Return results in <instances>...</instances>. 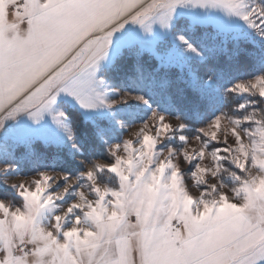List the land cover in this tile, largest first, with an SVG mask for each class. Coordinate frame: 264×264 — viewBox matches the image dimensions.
I'll return each instance as SVG.
<instances>
[{
    "label": "snow or ice",
    "instance_id": "1",
    "mask_svg": "<svg viewBox=\"0 0 264 264\" xmlns=\"http://www.w3.org/2000/svg\"><path fill=\"white\" fill-rule=\"evenodd\" d=\"M180 2L0 0V124L20 112L40 119L60 91L94 107L92 78L113 32L129 20L150 29L152 17L167 27ZM204 2L264 25L256 23L264 7ZM230 91L264 98V74ZM184 126L153 112L134 138L110 146L111 160L86 167V183L49 172L18 182L21 206L0 199V264H264V109L222 113L201 135H179L182 148L169 147L166 156L157 150ZM184 166H191L195 195ZM106 172L116 184L102 182ZM226 175L231 196L222 191ZM61 178L63 187L51 191ZM69 195L66 206L57 205Z\"/></svg>",
    "mask_w": 264,
    "mask_h": 264
},
{
    "label": "rangeland",
    "instance_id": "2",
    "mask_svg": "<svg viewBox=\"0 0 264 264\" xmlns=\"http://www.w3.org/2000/svg\"><path fill=\"white\" fill-rule=\"evenodd\" d=\"M147 2L151 3L152 0H147ZM244 2L249 9L253 6L264 7V0H244ZM3 15L4 4L0 3V21L3 20ZM178 17H186L190 20V23H211L223 30H231L236 33H239L241 29L244 32L251 31L250 33L256 37L264 39V35L261 34L264 33V25L257 29L241 16L232 13L228 14L224 10L222 11L220 7H213L204 2V0L199 2L198 0H181L180 3L175 5L167 27L163 26L156 17H152L150 21L146 22V24H151L150 29L129 20L122 28L113 32L104 57L98 61L95 67L91 91L94 107H85L75 95L60 91L56 94V100L47 110V124L45 126L32 127L29 132L25 130L17 132L14 127L7 132H1L0 130V193L6 188L17 197V200H12L5 196L6 194L0 196V199L9 202L14 207L21 206L22 197L14 185L21 181L28 182L38 176L40 172L64 173L70 178H79L78 185L86 183V179L81 176L86 167L96 160H111L110 146L117 143L122 144L125 139L134 138L137 129L150 119L153 112L163 114L173 124L181 121L185 125L184 128L174 129L168 136L161 138L160 143L157 145V150L162 151L165 156L169 147L178 150L184 146L183 142L179 140V135H185L189 138L201 135L199 129L206 127L220 114L198 125L196 133L190 132L179 117L161 108L158 96L153 94L150 89L145 88L143 76L140 73H130L129 77H124L125 79H117L115 77L117 80L110 78L105 73L106 68L126 49L134 50L136 53L149 52L157 56L161 61L171 63L179 62L180 57L183 60L188 58L203 59L206 52L194 45V42L180 27L181 23L177 27L178 30L176 32L173 31V26ZM9 19H16L14 9L9 13ZM260 19H264V17L257 18V24H259ZM166 38L168 39L163 42L166 50L161 53L157 49V44ZM169 44L170 46H168ZM189 44L192 46L191 48L188 47ZM260 74H264V72L247 79L237 80L228 88L231 90L238 81L249 80ZM143 85L144 88L142 89ZM149 95L153 98H150ZM137 97H143V99H138ZM66 106L77 108L87 120L93 121L92 119L95 116L97 120L102 118L106 121L107 126L111 128L112 138L103 137L106 143L105 148L91 160H87L82 155L83 150L77 142L64 111ZM37 141L42 142L44 145L49 144L60 148L58 152L61 154V159L63 158V161L67 163L66 166L61 165V163V166L56 163L55 168L41 166L47 162L45 160L47 159V150H43ZM214 146H216L214 142L210 144V148ZM63 161L61 162L63 163ZM68 163L70 164L68 165ZM183 170L188 187L191 191H195V187L192 186V181L190 180L191 166H184ZM225 177L230 178L229 183L226 181L225 183L228 187H231V177L227 175ZM101 180L110 185L117 183L114 175L107 172L101 176ZM212 182H214L212 178H209V183ZM64 184L65 180L61 178L53 184L50 190L57 191ZM229 195H232L230 191ZM70 199V195L66 196L63 200L57 201V205L66 206Z\"/></svg>",
    "mask_w": 264,
    "mask_h": 264
},
{
    "label": "trees",
    "instance_id": "3",
    "mask_svg": "<svg viewBox=\"0 0 264 264\" xmlns=\"http://www.w3.org/2000/svg\"><path fill=\"white\" fill-rule=\"evenodd\" d=\"M180 23V27L194 45L206 52L203 59L183 60L180 57L179 62L171 63L161 61L149 52L136 53L134 50L126 49L106 68V75L120 79L129 77L130 73H140L145 88L158 96L161 108L179 117L187 129L194 133L197 132L198 125L218 114L240 116L251 108L264 109V98L233 93L228 88L237 80L264 72V39L242 29L236 33L223 30L211 23H190L186 17L176 19L174 32L178 30ZM167 39L157 44V49L161 53L166 50L163 42ZM241 103H245L246 108L236 107ZM64 111L83 150V157L87 160L93 159L105 148L103 137L112 138L111 128L102 118L97 120L96 116V119L93 117V121L97 120L95 122L85 119L75 107L66 106ZM37 143L43 150H47L45 159L47 162L41 166L55 168L56 163L58 166H66L67 163L61 159L58 152L60 148L44 145L40 141ZM225 181L229 183L230 178L225 177ZM4 194L12 200H17V197L6 188L2 190L0 196Z\"/></svg>",
    "mask_w": 264,
    "mask_h": 264
},
{
    "label": "crops",
    "instance_id": "4",
    "mask_svg": "<svg viewBox=\"0 0 264 264\" xmlns=\"http://www.w3.org/2000/svg\"><path fill=\"white\" fill-rule=\"evenodd\" d=\"M200 0H198L199 2ZM200 4V3H199ZM221 8V7H220ZM221 10L225 11L229 14L228 11L221 8ZM56 100V99H55ZM47 124V110L43 112L42 116L38 120H34L28 112H20L17 113L14 117H8L3 121V124L0 127L1 132H7L13 127L17 132L19 131H31L32 127H42Z\"/></svg>",
    "mask_w": 264,
    "mask_h": 264
},
{
    "label": "clouds",
    "instance_id": "5",
    "mask_svg": "<svg viewBox=\"0 0 264 264\" xmlns=\"http://www.w3.org/2000/svg\"><path fill=\"white\" fill-rule=\"evenodd\" d=\"M217 179H218V178H217ZM198 191H199V189L195 188V191H192V192H193V194L195 195L196 193H198ZM222 191L229 192V188H228V186L226 185V186L222 189Z\"/></svg>",
    "mask_w": 264,
    "mask_h": 264
}]
</instances>
